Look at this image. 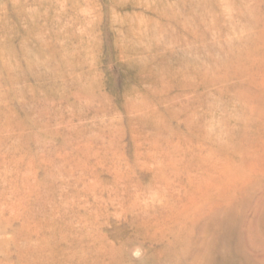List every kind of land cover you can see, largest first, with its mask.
Listing matches in <instances>:
<instances>
[{
    "label": "rangeland",
    "instance_id": "obj_1",
    "mask_svg": "<svg viewBox=\"0 0 264 264\" xmlns=\"http://www.w3.org/2000/svg\"><path fill=\"white\" fill-rule=\"evenodd\" d=\"M0 264H264V0H0Z\"/></svg>",
    "mask_w": 264,
    "mask_h": 264
}]
</instances>
